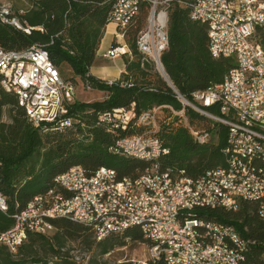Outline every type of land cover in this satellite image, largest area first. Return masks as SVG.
I'll return each mask as SVG.
<instances>
[{
	"label": "built area",
	"instance_id": "2783aa9c",
	"mask_svg": "<svg viewBox=\"0 0 264 264\" xmlns=\"http://www.w3.org/2000/svg\"><path fill=\"white\" fill-rule=\"evenodd\" d=\"M169 0H115L107 19V26L114 28L115 40L104 53L105 57L117 58L132 55L124 42V31L135 19L142 3L150 6L148 17H154V26H145L138 35L139 51L153 62L157 70L166 75L162 57L169 47L167 29V6ZM192 18L199 21L201 15H214L217 29L209 30V48L215 58L232 59L222 82L199 89L187 97L170 82V86L182 108L175 115L186 120L189 107L198 114L212 112V121L228 129V142L223 149L224 156L233 161V169L220 166L206 170L197 179H190L185 170L176 171L170 166L162 167L161 161L170 154V149L152 135H125L134 117L144 124L157 125L161 107L136 113L135 105L130 108L115 107L100 111L97 124L116 127L115 143L110 147L114 153L132 156L143 155L149 166L137 178H131V185L120 187L117 172L99 167L94 173L80 166L57 175L53 190L44 196L32 199V207H24L14 215V224L0 229V240L8 241V249L18 253L30 233H42V225H53L51 219L71 218L97 232V239L110 233H121L136 227V221L146 222L144 234L161 236V246L150 249L153 255L169 253V264H235V259L250 261L247 246H257L255 240H247L246 250L235 247L234 254H226L207 247L202 234L233 242L242 234L233 224L222 222L214 229H207L203 223L174 222V214L197 210H213L214 204L224 203V208L238 210L246 201V194H255L259 215L264 218V165L253 161L240 164L236 151L245 146L258 147L264 151V2L234 5L231 1H216L201 5L194 0L193 7H186ZM0 22L27 34L32 27L21 19V12L0 7ZM0 75L4 89L11 92L16 84L29 85V93H18L23 99H33L34 113H27L28 120L35 127L51 128L52 119H59L58 129L79 122L78 116L70 114V105L76 101V84L66 79L51 59L49 50L41 44L13 50L0 46ZM116 79L107 80L113 83ZM121 85H127L121 81ZM239 123H246V130H239ZM192 135L202 144L211 140L210 132L191 129ZM229 141H238V148H229ZM2 162L0 160V169ZM154 172V179L145 180V173ZM74 186H81L78 206L68 202ZM90 188H97V195H90ZM92 197H100V204H92ZM47 198H54V205H47ZM57 203H69V210H57ZM0 205L8 211V198L0 196ZM124 205H131V212H124ZM214 221V220H213ZM43 234V233H42ZM47 235V234H46ZM263 260H264V256ZM250 264H254L250 261Z\"/></svg>",
	"mask_w": 264,
	"mask_h": 264
},
{
	"label": "trees",
	"instance_id": "16d2710c",
	"mask_svg": "<svg viewBox=\"0 0 264 264\" xmlns=\"http://www.w3.org/2000/svg\"><path fill=\"white\" fill-rule=\"evenodd\" d=\"M114 1L32 0V6L21 14L23 22L32 27L30 34L0 22V46L18 50L33 44L44 45L66 79L76 84L79 76L92 88L108 93L102 101L73 102L70 114L78 116L79 122L61 129L52 126L45 129L35 127L28 120L18 97L3 88L0 75V192L7 196L9 203L7 212L0 210L1 230L10 228L17 212L36 196L45 194L53 186L55 177L73 166L82 165L91 174L100 166L113 169L120 182L137 178L145 171L148 161L110 150L116 136L104 125L97 124L99 112L106 109L130 108L134 104L139 114L163 106L158 112L157 125L144 124L134 117L121 133L158 137L170 149V154L161 161L162 167L184 169L186 176L197 179L208 169L226 165L223 149L228 142L227 127L189 107L186 120L175 115L170 107L179 110L182 103L155 64L138 49V35L149 18L147 3H142L138 15L124 31L134 55L127 58V72L113 83L90 73L91 66L97 62ZM184 1L167 3L169 47L162 61L173 85L191 98L193 91L222 82L234 63L232 59L213 57L209 48V25L193 19ZM65 67L72 71L71 75L64 74ZM121 81L127 85L122 86ZM86 108L91 109L82 112ZM6 110L9 121L4 120ZM192 128L210 132L211 140L200 143L192 135ZM254 202L245 201L238 210H197L191 216L233 224L243 235L258 242L253 246L250 261L264 264V218L260 217ZM51 223L53 227L47 233H30L18 253H12L0 243V264H79L67 247L74 241L82 242L89 249L91 255L86 264H108L102 258L126 245L128 240L153 245L140 227L110 233L99 240L92 227L71 218L59 217L51 219ZM151 262L168 264L164 259Z\"/></svg>",
	"mask_w": 264,
	"mask_h": 264
},
{
	"label": "bare ground",
	"instance_id": "6f19581e",
	"mask_svg": "<svg viewBox=\"0 0 264 264\" xmlns=\"http://www.w3.org/2000/svg\"><path fill=\"white\" fill-rule=\"evenodd\" d=\"M216 1H220V0H198V3H200L201 5H208V4H215ZM222 1H231L232 4L234 5H242V3L264 2V0H222ZM184 4L187 7H193L194 0H185ZM0 7H3V9H13V7L10 4H2L0 5ZM193 19L197 20L196 18ZM168 22L169 19H167V29H168ZM199 22L208 24L211 29H217V22H215L214 15H201L199 16ZM2 23L8 25V22H2ZM146 26H154V17L148 18V22ZM11 92L14 93L15 95H18V93H29V85L16 84V88H11ZM17 97H18L19 105L24 110L26 109L27 113H34L33 99L24 100L23 96H17ZM203 115L212 119V113L209 111H203ZM51 126L58 128L59 119H52ZM239 130H246V123H239ZM108 131L116 134V127H108ZM229 148H238V141H229ZM246 154H251V158L253 161H259L262 165H264V151L262 149L258 147L245 146V152L236 151V159L240 161V164H249V156H247ZM132 156L144 159L143 155H132ZM220 168L233 169L232 159L226 158V165L221 166ZM104 169L106 171L116 172L115 170L110 168L104 167ZM152 179H154V172L145 173V180H152ZM56 182H57V176L54 179V184H56ZM129 185H131V179H124L123 182H120V187H127ZM51 190H53V186L47 192ZM45 194L36 196L35 198L42 197ZM3 195L4 194L0 192V196ZM80 195H81V186H74L70 194H68V202L71 203V206H78V197H80ZM90 195H97V188H90ZM246 201H255V194H246ZM69 203H57V210L59 211L69 210ZM92 204H100V197H92ZM47 205H54V198H47ZM27 207H32V201L28 204ZM217 208H224V203L214 204V209ZM224 209L232 210L229 208H224ZM0 210L4 211L2 205H0ZM124 212H131V205H124ZM191 214L192 212L189 211L176 212V214H174V222H190V219H192ZM194 223H203L204 227H206L207 229H214V223L222 224V222L218 220L213 221V219L210 218L207 219L204 217L202 218L196 216H194ZM52 227H53L52 225H42V233H47L50 229H52ZM136 227H140L142 230H146V222L136 221ZM144 235L153 244L151 245L152 249L156 248V246H161L162 244L161 236H152L147 234ZM247 240H255V239L247 237ZM202 241H207V247H210V249H216L221 253L234 254L235 247H237L238 250H246L245 235L243 234L237 235V239L235 240V245L233 244V242H226L225 239H217V237H210V234H202ZM0 243L8 246V241L0 240ZM252 249L253 246H247V254H251ZM153 258L154 260L164 259L166 263L169 264V253H162V258L160 257V255H153ZM173 264H186V263L176 262ZM235 264H250V261L235 259Z\"/></svg>",
	"mask_w": 264,
	"mask_h": 264
},
{
	"label": "rangeland",
	"instance_id": "374dc122",
	"mask_svg": "<svg viewBox=\"0 0 264 264\" xmlns=\"http://www.w3.org/2000/svg\"><path fill=\"white\" fill-rule=\"evenodd\" d=\"M2 4H10L14 9L21 14L25 13L27 9L32 6V0H0V5ZM109 37L106 34L104 41L108 40ZM134 55H129V59L133 58ZM128 57H123L124 63H126ZM107 59V64L111 65V62H119L120 58H115L114 60ZM113 66V64H112ZM64 74L69 76L72 74V71L69 68L63 69ZM126 73V72H125ZM103 79V78H102ZM104 80H112L111 79H104ZM76 88H75V99L79 102H95V101H102L107 98L108 93L106 91H101L95 88H92L88 83H86L82 78L79 76L76 77ZM91 109V108H90ZM89 108H86L85 111H90ZM81 113V112H80ZM9 113L6 110L4 120L9 121ZM56 229L52 231L54 234ZM51 235V234H50ZM67 247L70 249V255L72 259L79 264H86L90 258V251L89 249L80 241L69 242ZM150 249L152 247L149 243H141V242H134L128 240L127 244L121 247L115 248L110 253L106 254L102 260L108 261V264H117V263H124V264H152L150 260ZM154 260V258H153ZM82 262V263H81Z\"/></svg>",
	"mask_w": 264,
	"mask_h": 264
},
{
	"label": "crops",
	"instance_id": "0c3cea01",
	"mask_svg": "<svg viewBox=\"0 0 264 264\" xmlns=\"http://www.w3.org/2000/svg\"><path fill=\"white\" fill-rule=\"evenodd\" d=\"M106 34L108 35L109 39L107 41L106 40L104 41ZM114 40H115L114 28L109 25L106 27L105 35L99 47L97 62L90 68V73L92 75L98 78H101V79L102 78L103 79H111V78L118 79L121 77L123 73L127 72L126 63H124L122 59L123 57H129V54L117 57V58H120L119 62H116V63L111 62V65L106 63L107 59H110V60L115 59V58H108L104 56V53L114 43ZM124 42L126 43V39H124Z\"/></svg>",
	"mask_w": 264,
	"mask_h": 264
},
{
	"label": "water",
	"instance_id": "95a60500",
	"mask_svg": "<svg viewBox=\"0 0 264 264\" xmlns=\"http://www.w3.org/2000/svg\"><path fill=\"white\" fill-rule=\"evenodd\" d=\"M163 77L166 79V81H167L168 83L171 82L170 79H169V77H168V75H167V73H166V75H163Z\"/></svg>",
	"mask_w": 264,
	"mask_h": 264
}]
</instances>
